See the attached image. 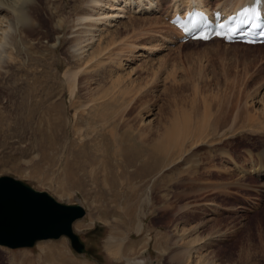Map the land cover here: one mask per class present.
Segmentation results:
<instances>
[{
	"label": "rangeland",
	"instance_id": "obj_1",
	"mask_svg": "<svg viewBox=\"0 0 264 264\" xmlns=\"http://www.w3.org/2000/svg\"><path fill=\"white\" fill-rule=\"evenodd\" d=\"M38 1L31 14L35 26L20 29L26 39L15 42L19 47L13 43L12 61L1 63L0 174L80 203L84 213L71 225L85 250H74L59 235L28 246L0 245V264H62L55 253L49 256L50 244L70 257L64 264H264V175L254 171L264 164V46L178 41L162 16L169 0H160L151 13L155 31L145 30L147 13L126 12L129 18L104 26L108 37H127L129 45L115 42L113 59L91 71L85 59L70 56L68 28H54L58 17L68 20L78 6ZM62 32L63 40L52 46ZM164 34L171 41H163ZM123 56L128 60L116 66ZM76 67L83 69L72 92L62 75ZM117 73L127 77L118 81L125 87L107 96ZM47 86L51 93L42 90ZM205 95L221 98L207 99L210 112L201 102ZM247 113L256 114L253 123ZM216 116L223 117L214 132ZM169 128L180 131L174 141L166 138ZM128 179L136 186L130 219L124 206L116 207ZM114 225L120 231L113 252L106 244Z\"/></svg>",
	"mask_w": 264,
	"mask_h": 264
},
{
	"label": "bare ground",
	"instance_id": "obj_2",
	"mask_svg": "<svg viewBox=\"0 0 264 264\" xmlns=\"http://www.w3.org/2000/svg\"><path fill=\"white\" fill-rule=\"evenodd\" d=\"M72 1V0H71ZM248 1L251 0H216L214 2V4L212 6L209 5V0H169V4L163 6L162 8L164 9L162 16H165L166 14H168V16L166 17L169 18L171 17L176 11H181V14L183 15V13L190 9L191 7H196V6H201L204 9H211L216 7L219 10V15L220 17H225L226 15H228L231 12H234L237 8H239L242 5H245ZM75 6H78V8L74 11V16L68 18V20H64L63 16L58 17L54 23V28L58 31L60 30L63 26H66L68 28V37L70 40L68 42V50H69V54L71 57H73L74 60L76 61H81L82 59H85V63L86 66L88 65L90 67L89 70H92L95 66L100 65L99 67H101L103 65V62L111 58V54H113V49H111L116 43L115 42H119V40L121 38H119L120 36L118 35L117 37H113L110 36L108 37L107 32L108 31L107 28H104V26L106 24H110L111 25H116L117 23L122 22V20H118V18L120 17H126V12H133V13H138V14H143V13H147L148 15L151 13H154V11H157L161 6H160V0H73ZM39 6V1L38 0H0V69L2 68L1 63L5 62V60L7 62H9V59L12 61V59L14 58H10L12 57L10 54L12 53V51L10 52V48L13 47V43L15 44V42H19L20 44L22 42H24V38L23 37V33L20 31V29H30L33 28L35 26L34 23H32V13L34 12V10ZM262 12H264V5L262 6ZM73 14V13H72ZM134 15V14H133ZM147 15V16H148ZM136 17H140L135 15ZM131 17V16H130ZM143 17V16H141ZM126 18H129L128 15ZM147 18V17H143ZM157 16L156 14H151L150 15V21L148 22V26L146 27L145 30H149L150 32L155 31L156 28L152 27L153 25L151 24V22L157 20L156 19ZM124 19V18H122ZM137 19V18H136ZM140 19V18H138ZM147 20V19H146ZM162 21V20H161ZM167 21V20H166ZM147 22V21H146ZM156 22V21H155ZM160 23V21H158ZM164 22V21H163ZM162 22V23H163ZM157 23V22H156ZM152 25V26H151ZM155 25V24H154ZM169 26L174 27L172 24H168ZM109 26V27H110ZM156 26V25H155ZM66 28V29H67ZM113 29V28H112ZM132 30V29H131ZM130 30V31H131ZM64 31V30H63ZM134 31V30H133ZM65 32V31H64ZM64 32L58 33L57 35L54 36V40L52 42V46H55L60 40H63V36H64ZM109 32V31H108ZM114 32V31H113ZM132 32V31H131ZM133 33V32H132ZM174 38L177 39V37L180 35V32L175 28H174ZM11 34H14V37L11 36ZM107 34V35H106ZM117 34V33H116ZM112 35V34H111ZM123 35V34H122ZM135 35V34H134ZM116 36V35H115ZM153 36V35H152ZM66 37V36H65ZM122 37V42H119V44H123L125 43L126 45L127 42L123 41L124 39H126L127 37L121 36ZM132 37V36H131ZM119 38L117 41L115 39ZM215 38V37H213ZM212 39V38H210ZM208 39V40H210ZM219 39V38H216ZM30 40V39H29ZM65 40V39H64ZM163 41H171L170 37L168 34H164V36L162 37ZM198 39H188L187 41H196ZM128 41V40H127ZM211 41V40H210ZM30 42V41H29ZM199 42V41H198ZM201 42V41H200ZM31 43V42H30ZM232 43H241V42H232ZM132 44V43H131ZM241 44H245V43H241ZM259 44L260 46H264V43H254V44H246V45H256ZM124 45V44H123ZM20 45L18 44V46L15 44L14 47H19ZM116 46V45H115ZM146 46V45H145ZM145 46L142 45H138L137 48H144ZM120 45H117V49L119 50ZM122 47V46H121ZM124 47V46H123ZM131 47V46H130ZM156 47V46H155ZM115 48V49H116ZM150 48V47H148ZM14 49V48H13ZM115 50V54H117L118 50ZM123 49V48H122ZM120 50L122 52H125L124 50ZM113 50V51H112ZM135 50H138L135 48ZM119 51V53H121ZM140 51V50H139ZM137 52V54L139 55L140 52ZM10 52V53H9ZM114 57V56H113ZM113 57L111 58V60L113 59ZM116 57V56H115ZM124 57V56H123ZM120 57L118 58V61L116 62V66L119 67V65L121 64L120 62L122 59L124 60H128V57ZM9 58V59H8ZM115 59V58H114ZM117 59V58H116ZM75 61V62H76ZM111 62V61H110ZM105 63V64H106ZM109 63V61H108ZM112 63V62H111ZM114 64V63H113ZM80 65V63H79ZM115 65V64H114ZM98 67V69H99ZM105 67V66H103ZM117 67V68H118ZM122 67V64H121ZM77 70H67L64 72V75H62L63 77L66 78V81H68V88L70 91L73 90V88H75V79L77 78V75L79 73L82 72V67H76ZM88 68V67H87ZM112 68V67H111ZM116 68V67H115ZM68 69V68H67ZM96 70L97 67L95 68ZM87 70V69H86ZM130 70V69H129ZM115 71V70H114ZM88 72V71H87ZM129 72V71H128ZM84 73V72H83ZM96 73V72H95ZM116 73V72H115ZM111 74V73H110ZM119 73H117V75L115 76V78L113 80H115L114 82L111 83V90L107 91V96L110 93H115L118 90L123 89L125 86H123V84L119 83L121 81H124L125 78L127 79V77L125 76V74H121L118 75ZM89 75V74H88ZM87 75V77H88ZM110 76V75H109ZM113 76V74H112ZM112 81V80H111ZM117 81V82H116ZM119 81V82H118ZM127 81V80H126ZM129 81V79H128ZM116 82V83H115ZM61 85V84H60ZM37 86V85H36ZM49 86V85H48ZM46 88H42V90H45V92L48 90L50 93L52 89H50L49 87ZM51 86V85H50ZM35 87V86H34ZM61 87V86H60ZM59 88V86H58ZM109 88V87H108ZM50 89V90H49ZM54 89V88H53ZM61 89V88H60ZM57 90V89H56ZM55 90V93H56ZM75 90V89H74ZM47 91V92H48ZM54 91V90H53ZM60 91V90H59ZM73 92V91H72ZM71 92V93H72ZM109 93V94H108ZM111 95V94H110ZM219 95V94H218ZM226 95V94H225ZM200 96V95H199ZM206 96V95H205ZM204 96V97H205ZM210 96V95H209ZM224 96V95H223ZM227 96V95H226ZM203 97L202 101L203 103L206 104L207 110L208 107L210 106L208 102H212L213 99H218L220 101L221 98H219V96L215 95V96H211V99L209 100L208 97L206 96L205 98ZM222 97V95H221ZM225 97V96H224ZM223 97V99H224ZM201 98V97H200ZM125 99V98H124ZM207 99L209 100L207 102ZM228 99V97H227ZM226 99V100H227ZM121 101V100H120ZM196 101V100H195ZM219 101H215L218 102L216 109L219 108ZM224 101V100H223ZM260 102H263L262 99L260 98L259 100ZM214 102V100H213ZM224 103V102H223ZM227 103V101H226ZM211 104V103H210ZM263 104V103H262ZM264 106V105H263ZM210 108V107H209ZM238 108V107H237ZM236 108V110H237ZM263 108V107H262ZM261 108V109H262ZM222 109V108H221ZM246 109V108H245ZM244 109V110H245ZM220 110V109H219ZM209 111V110H208ZM207 112V116H209V112ZM205 112V113H206ZM224 113V111H222ZM221 112V113H222ZM249 112V111H247ZM252 112V111H251ZM264 112V111H263ZM220 113V114H221ZM256 113V112H254ZM225 114V113H224ZM235 114L236 111H235ZM262 114V113H261ZM27 115V114H26ZM206 115H204L206 117ZM212 115V113H211ZM256 114H251V113H247L245 116L246 117V121H248V123L250 121H252V123L255 121V116ZM2 115L0 114V125L3 123V117H1ZM236 116V115H235ZM234 116V118H235ZM97 117V116H96ZM103 117V116H102ZM101 117V118H102ZM123 117V116H122ZM223 117V116H222ZM221 116H216L215 119L212 120V125H213V131L216 132L217 131V126L219 124V122L221 121ZM28 118V116H27ZM100 118V117H99ZM261 118V117H260ZM104 119V118H103ZM201 119V118H200ZM242 119V118H241ZM198 120V119H197ZM234 120V119H233ZM203 121V120H202ZM256 121H260V120H256ZM261 121H263L261 119ZM107 122V121H106ZM208 122V121H207ZM104 123V122H103ZM126 125V124H125ZM172 126H174L173 124H171ZM177 125V124H176ZM183 125V123H182ZM127 127V126H126ZM130 127V126H128ZM175 127V126H174ZM197 127V126H196ZM143 129V127H142ZM167 129V128H166ZM165 129V130H166ZM184 129V128H183ZM183 129H181L183 131ZM148 130V129H147ZM170 130V128L168 129ZM167 130V131H168ZM178 129H173L170 130L169 133L166 132V138L168 137L170 140L174 141V139L176 138V135L178 137V131L176 134L175 132ZM175 131V132H174ZM212 131V132H213ZM186 132V131H185ZM184 132V133H185ZM142 133V132H140ZM201 133V130H200ZM205 133V132H204ZM143 135V134H142ZM141 135V137H142ZM181 135V134H180ZM186 135V133L184 134ZM190 135V134H189ZM207 135V134H206ZM209 135V134H208ZM194 136V135H193ZM192 136V137H193ZM205 136V135H204ZM139 137V136H138ZM145 137V136H144ZM164 137V134H163ZM186 137V136H185ZM196 137V136H195ZM167 138V140H169ZM188 138V137H187ZM191 138V137H190ZM197 138H199L197 136ZM179 139V138H178ZM193 139V138H192ZM185 140V139H184ZM188 140H190L188 138ZM143 144H145V147L147 146L146 141L148 140H140ZM161 141V140H160ZM197 141V140H196ZM194 143V141H193ZM167 144V142H166ZM175 146V145H174ZM177 146V145H176ZM170 147V146H169ZM173 147V146H172ZM171 149V148H170ZM175 149V148H174ZM164 151V150H163ZM166 151V150H165ZM180 151V150H179ZM175 152V151H174ZM147 154V153H146ZM86 161V160H85ZM99 161V159H98ZM94 162H97V160H95ZM102 162V161H100ZM92 163V162H91ZM264 163V161H263ZM94 165V164H93ZM261 165V167H260ZM90 167V166H89ZM258 167V168H257ZM91 172L94 173L96 172L95 167L92 168L91 166ZM256 171V174H263L264 175V164H259V166L257 165L256 168H254ZM103 173V172H102ZM92 177V176H91ZM94 178V177H93ZM96 178V177H95ZM129 180H127V188L125 187V192H123L122 195V204H119L120 202H118L117 204V208H120L122 206H124L123 209V214L126 215L127 218H132V198L136 196L135 194V190H136V186L135 185H129ZM100 182V181H99ZM101 182L105 183V180L102 179ZM131 182V181H130ZM102 186V185H101ZM104 187V186H102ZM104 189V188H103ZM118 190V189H117ZM105 192H107L105 190ZM119 192V191H118ZM111 194V193H110ZM113 195L116 196V190H114V192L112 193ZM111 194V195H112ZM119 194V193H118ZM120 195V194H119ZM111 197V196H110ZM114 197V196H113ZM140 197V196H139ZM108 198V197H107ZM118 198V197H117ZM146 199V198H145ZM106 200V199H105ZM114 200V199H112ZM111 201V200H110ZM90 202V201H89ZM92 202V201H91ZM90 202V203H91ZM94 202V201H93ZM110 204V203H109ZM92 205V204H91ZM120 205V207H118ZM97 207V206H96ZM115 207V208H116ZM113 209V213L116 211V209ZM98 209V208H97ZM104 210V209H102ZM100 210V211H102ZM112 210V209H111ZM120 210V209H119ZM99 211V212H100ZM111 213L110 209H105L103 211V213L105 215H107L108 213ZM119 212V211H118ZM140 212V211H139ZM101 213V212H100ZM109 213V215H110ZM117 214V213H116ZM122 214V213H121ZM139 214V213H138ZM137 214V215H138ZM141 215V214H140ZM112 216V215H111ZM115 216V215H114ZM117 217V216H116ZM124 217V216H123ZM138 217V216H137ZM112 218H114L112 216ZM118 218V217H117ZM90 219V218H89ZM92 219V218H91ZM90 219V220H91ZM135 219H137L135 217ZM140 222V221H139ZM139 222L137 221L136 226L137 229L139 230V228L141 229V224H139ZM134 223V222H133ZM83 224V222H79L78 225L81 226ZM77 225V226H78ZM87 225V224H86ZM134 225V224H133ZM85 226V225H84ZM136 228V227H135ZM120 231V229L118 227H116L114 225V232L113 233H109L108 235V239H111V241L107 242V247L109 248V250H112L114 252V250H116V246L112 245V241L116 238L115 235L118 234V232ZM117 236V235H116ZM49 245V244H48ZM105 245V246H106ZM49 256H51V253L54 254L55 253V259L56 257L59 259L60 263L64 264L66 263L70 257L66 256V254L64 253L63 249H55L53 244H50V249H49ZM116 252V251H115ZM48 253V252H47ZM52 257V256H51ZM70 262V261H69Z\"/></svg>",
	"mask_w": 264,
	"mask_h": 264
},
{
	"label": "water",
	"instance_id": "obj_3",
	"mask_svg": "<svg viewBox=\"0 0 264 264\" xmlns=\"http://www.w3.org/2000/svg\"><path fill=\"white\" fill-rule=\"evenodd\" d=\"M84 213L78 202H63L25 181L0 174V244L8 247L32 245L41 238L65 235L70 246L85 250L72 229V221ZM128 264V263H108Z\"/></svg>",
	"mask_w": 264,
	"mask_h": 264
},
{
	"label": "snow or ice",
	"instance_id": "obj_4",
	"mask_svg": "<svg viewBox=\"0 0 264 264\" xmlns=\"http://www.w3.org/2000/svg\"><path fill=\"white\" fill-rule=\"evenodd\" d=\"M260 2V0H257V3H259ZM249 12H251V15H253V16H256V15H259V12L257 11V9L256 8H252V9H244V13L247 15ZM220 27L221 28H223L224 27V25H220ZM217 35H219L220 33H216ZM262 35H264V34H262ZM206 38V37H205Z\"/></svg>",
	"mask_w": 264,
	"mask_h": 264
}]
</instances>
